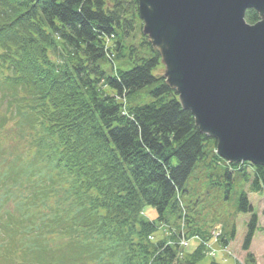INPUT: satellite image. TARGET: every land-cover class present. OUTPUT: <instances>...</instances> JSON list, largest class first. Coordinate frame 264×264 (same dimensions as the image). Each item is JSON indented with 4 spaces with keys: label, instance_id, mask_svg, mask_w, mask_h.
I'll use <instances>...</instances> for the list:
<instances>
[{
    "label": "trees",
    "instance_id": "16d2710c",
    "mask_svg": "<svg viewBox=\"0 0 264 264\" xmlns=\"http://www.w3.org/2000/svg\"><path fill=\"white\" fill-rule=\"evenodd\" d=\"M141 24L137 0H0V102L33 131L25 152L4 146L0 114V264H175L181 237L207 239L181 199L198 161L264 191V166L226 161L198 130ZM140 90L150 101L136 103ZM239 208L248 250L245 191ZM171 213L177 232L149 239ZM202 241L181 264H197ZM243 264H257L251 252Z\"/></svg>",
    "mask_w": 264,
    "mask_h": 264
},
{
    "label": "water",
    "instance_id": "95a60500",
    "mask_svg": "<svg viewBox=\"0 0 264 264\" xmlns=\"http://www.w3.org/2000/svg\"><path fill=\"white\" fill-rule=\"evenodd\" d=\"M137 1L165 82L198 130L226 161L264 166V0Z\"/></svg>",
    "mask_w": 264,
    "mask_h": 264
},
{
    "label": "rangeland",
    "instance_id": "374dc122",
    "mask_svg": "<svg viewBox=\"0 0 264 264\" xmlns=\"http://www.w3.org/2000/svg\"><path fill=\"white\" fill-rule=\"evenodd\" d=\"M142 27L143 22L141 30ZM115 63L119 65L118 60H115ZM103 68L108 73H112L108 62L103 64ZM160 70H164L163 65ZM137 94L139 97L136 99V103H147L151 99V95L146 94L143 90L138 91ZM7 104L6 101L0 102V114H4L5 119V131L1 142L3 140L4 146H12L16 149L15 151L22 149L25 152L33 131L19 119L10 120L11 114L8 115L10 108L5 109ZM247 171L252 172L251 168H248ZM249 185L250 182L239 171H233L231 178H227L224 163L211 165L208 162L198 161L195 164L186 180L185 192L181 194V199L188 218L194 219L207 239L196 235L188 238L184 235V241L179 240L178 243L183 255L194 250L203 240L204 256L197 264H210L212 261L216 264H243L247 252L254 255L257 264H264V191L253 192L249 189ZM242 191L246 192L253 212L257 215L258 227L253 234L248 250H244L242 245L251 214L239 208ZM143 214L148 219L158 221L157 211L151 205L144 206ZM181 221L180 218L176 220L174 213L169 214L168 222L162 223V226L155 231V239L162 237V234L175 232L176 224ZM163 227L164 229H162ZM232 231H234V235L231 238ZM222 236L230 240L227 245L220 243ZM181 257L182 255L175 264H181Z\"/></svg>",
    "mask_w": 264,
    "mask_h": 264
}]
</instances>
